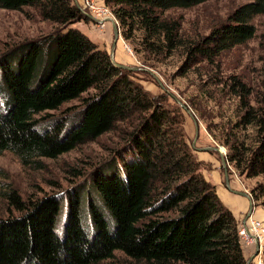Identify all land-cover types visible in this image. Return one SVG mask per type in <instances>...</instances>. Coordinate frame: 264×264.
Instances as JSON below:
<instances>
[{
  "label": "trees",
  "instance_id": "16d2710c",
  "mask_svg": "<svg viewBox=\"0 0 264 264\" xmlns=\"http://www.w3.org/2000/svg\"><path fill=\"white\" fill-rule=\"evenodd\" d=\"M208 1L104 0L143 65L157 70L183 58L180 76L212 68L219 93L236 103L231 126L209 124L208 131L228 149L240 177L262 180L251 192L264 208V96L238 76L224 81L219 61L256 37L253 21L264 15V0L238 7L206 36L187 35L184 17L171 12ZM27 7L54 31L0 56V155L10 152L25 168L39 169L41 159L57 160L107 133L119 132L124 144L89 176L92 237L83 225L84 185L68 192L63 238L55 230L60 197L24 201L4 188L1 196L21 215L0 218V264H105L118 252L136 264H247L239 223L204 178L188 142L184 109L169 94L154 95L136 80L138 72L149 71L117 68L107 50L76 28L90 18L75 0H0V9ZM213 94L206 90L197 103L186 100L202 122L210 116L206 103ZM72 101L81 102L78 112L48 130L37 129L42 114ZM71 122L77 123L66 130Z\"/></svg>",
  "mask_w": 264,
  "mask_h": 264
},
{
  "label": "rangeland",
  "instance_id": "374dc122",
  "mask_svg": "<svg viewBox=\"0 0 264 264\" xmlns=\"http://www.w3.org/2000/svg\"><path fill=\"white\" fill-rule=\"evenodd\" d=\"M84 1L80 0V3L77 4L76 2V5L82 7ZM93 2L98 11L105 10L104 8L109 10L110 14H108L106 20L102 17L105 20H103L104 25H101V27L96 25L97 23L91 18L92 16H88L90 19L77 23L75 27H81L83 31L88 33L89 37L96 39L95 43L101 49L105 48L103 45L105 44L108 48L107 50L111 51L115 36L113 24L108 19L114 18V15L105 5L104 0H93ZM249 2L251 0H209L200 6L188 10H175L171 14L184 17V32L187 35L202 37L223 24L235 9ZM100 12L102 14L104 11ZM253 24L257 29L256 37L244 45L225 52L219 61L223 69L224 81H227L231 76H238L243 82L251 86L257 95L264 96V15L256 17ZM53 31L54 25L50 22L42 21L32 8L27 7L23 12L0 9V56L17 44L37 39ZM116 50L115 60L118 63L131 67H143L153 72L159 78L167 91L160 87L152 74L144 75L138 72L136 75V80L154 95L167 93L171 101H175L172 97L174 96L181 99L184 103H186L187 99H191L193 100L192 102L197 103L198 97L204 91L208 90L214 93L211 101L207 102L204 100L208 106L206 110L210 114L209 118L204 122L188 106L200 124V135L196 141L195 148L193 147V143L196 139V127L190 115L184 110L185 131L188 142L193 149V153L200 152L198 149L201 145L207 146L206 148H219L221 152L210 153L219 159L220 155L227 158L230 185L232 184L231 177L237 181L239 192L247 193L253 198L251 190L255 187L257 181L262 180H247L240 177L229 163L228 149L222 143H219V139V141H215L208 131L209 124L213 127L222 125V127L229 128L231 124H228V119L232 115L230 114V110H234L236 103V100L223 98L224 96L219 93L222 86H215L213 79L210 78L214 74V72H211L212 68L210 71L201 69L193 71L194 73H190L188 76H180L178 69L183 63V58H173L166 62V64L161 65L159 69L153 70L142 64L123 37L119 41ZM254 100L255 97L252 101ZM253 105H256V102ZM80 107V101H72L65 104L58 111L42 114L39 117L42 120L37 129L42 132L50 129L57 119L64 120L65 118H70L74 113L78 112ZM73 122L67 123L66 130H70L77 123ZM121 129H125V127ZM215 131V135H219L221 129H216ZM122 144L124 142L119 132L107 133L94 142L80 146L76 150L62 155L57 160L41 159L42 168L39 169L25 168L22 166L20 160L10 152L0 155V172H2V177H0V218L7 219L21 215V212H18L1 196V191L4 188V191H9V189L16 191L24 201L41 199L46 196H58L62 200L61 211L55 230L58 236L63 238L66 233V225L70 213L68 192L79 184H82L84 185L82 188V193L84 194L82 209L83 225L87 233L92 237L95 234V228L86 213L87 193L90 191L92 183L89 180V176L98 165L108 160ZM206 169L207 164L202 163L201 172ZM254 204L256 206L254 213L257 210L264 212V208L257 206L255 201ZM253 217L264 225V217L255 218V214H253ZM111 226L114 227L113 224ZM242 248L248 264L256 251V247L243 246ZM262 262V254H260L250 264H262ZM105 264L136 263L123 253L118 252L114 259Z\"/></svg>",
  "mask_w": 264,
  "mask_h": 264
},
{
  "label": "crops",
  "instance_id": "0c3cea01",
  "mask_svg": "<svg viewBox=\"0 0 264 264\" xmlns=\"http://www.w3.org/2000/svg\"><path fill=\"white\" fill-rule=\"evenodd\" d=\"M76 2L78 4L80 3V0L79 1L76 0ZM76 28H78L80 31H82L87 36H89L88 33L83 31L81 27H76ZM92 40L94 42L96 41V39L94 38ZM103 45L105 47L104 50H107L108 48L105 46V44ZM206 147L207 146L201 145L199 146V149H204ZM199 149L198 151L200 152H194V156L198 162L207 164V169L202 171L204 178L206 179V181L216 186L219 199L221 200L223 205L232 212L238 223L241 225L249 213V207H250L249 199L245 196L236 194V192H239V187H237V181H235L233 178L230 177V179H232L231 182L232 184L230 185V188L227 187L225 181L223 156L220 155V159H219L218 157H214L212 153L204 152ZM254 214H255V218L264 217V212L260 210H257V212H255Z\"/></svg>",
  "mask_w": 264,
  "mask_h": 264
},
{
  "label": "water",
  "instance_id": "95a60500",
  "mask_svg": "<svg viewBox=\"0 0 264 264\" xmlns=\"http://www.w3.org/2000/svg\"><path fill=\"white\" fill-rule=\"evenodd\" d=\"M108 21L113 24V29H114L115 40H114V43L112 45V49L110 51V55H111V58H112V60H113V62L115 64V66L117 68L128 70V71H133V72L149 71L154 76L155 80L159 83L160 87L163 90L167 91L166 87L159 80V78L153 72H151L150 70H147V69H145L143 67L125 66V65H122V64L118 63L115 60L116 49H117L119 40L122 39V34H121L120 24H119V22L117 21V19L115 17L112 18V19H108ZM172 97L190 115V117L192 118V120H193V122L195 124V127H196V139H195V142L193 143V147L195 148L196 141L198 140L199 135H200V124H199V121H198V119H196V117L194 116L192 110L188 107V105L186 103L182 102V100L178 99L177 97H174V96H172ZM199 150L206 151V152H221L220 149L217 148V147H210V148H204V149H199ZM226 159L227 158L223 156V164H224V169H225L226 185H227L228 188H230V180H229V173H228V169H227V160ZM236 194L241 195V196H245V197H247L250 200L249 213H248V215L246 216V218L244 219V222H243V224L245 225L247 223L248 219L253 216L254 209H255L256 206L254 204L253 198L249 194L243 193V192H236ZM263 247H264V244H261L260 241L257 240L256 241V251H255L253 257L248 262V264H250L251 261H253L256 257H258L263 252Z\"/></svg>",
  "mask_w": 264,
  "mask_h": 264
},
{
  "label": "built area",
  "instance_id": "2783aa9c",
  "mask_svg": "<svg viewBox=\"0 0 264 264\" xmlns=\"http://www.w3.org/2000/svg\"><path fill=\"white\" fill-rule=\"evenodd\" d=\"M83 4L84 5L80 7L82 13L90 17L92 16L91 18L94 20V22L97 23L96 25L100 27L101 25H104V21L106 20V17L108 16V14H110L109 10L104 8L105 10L98 11L97 8L95 7L93 0H85ZM100 11H104V12H102L101 14ZM102 17H104L105 20ZM252 218L250 217L249 219ZM249 219L245 225L242 223L239 226V237L241 240L242 247L243 246L256 247L257 240L260 241L261 244H264V225L262 224L261 221L257 219L251 221H249Z\"/></svg>",
  "mask_w": 264,
  "mask_h": 264
},
{
  "label": "bare ground",
  "instance_id": "6f19581e",
  "mask_svg": "<svg viewBox=\"0 0 264 264\" xmlns=\"http://www.w3.org/2000/svg\"><path fill=\"white\" fill-rule=\"evenodd\" d=\"M120 40H121V39H120ZM120 40H119V41H120ZM117 47H118V46H117ZM223 153H224V152H223ZM249 201H250V200H249ZM251 218H252V217H251ZM251 220H254V217H253L252 219H249V221H251Z\"/></svg>",
  "mask_w": 264,
  "mask_h": 264
}]
</instances>
